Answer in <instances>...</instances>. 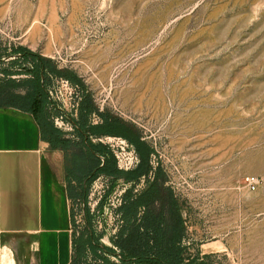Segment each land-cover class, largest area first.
<instances>
[{"label":"rangeland","instance_id":"rangeland-1","mask_svg":"<svg viewBox=\"0 0 264 264\" xmlns=\"http://www.w3.org/2000/svg\"><path fill=\"white\" fill-rule=\"evenodd\" d=\"M14 48L51 60L82 85L54 78L48 90L52 124L65 138L80 143L74 123L89 94L152 151L147 178L97 174L85 202L72 199L73 235L91 232L117 252L110 240L123 194L144 191L161 169L180 206L186 263L264 264V0H0V69L17 60ZM89 142L119 172L140 163L124 138ZM250 176L258 180L253 192ZM98 255L108 261L88 251L84 264H119Z\"/></svg>","mask_w":264,"mask_h":264},{"label":"trees","instance_id":"trees-1","mask_svg":"<svg viewBox=\"0 0 264 264\" xmlns=\"http://www.w3.org/2000/svg\"><path fill=\"white\" fill-rule=\"evenodd\" d=\"M12 54L17 56V60L10 63V68L0 69L4 79L0 81V108H14L30 114L38 125L41 139L47 141L51 149L63 151L67 175L70 181L79 185L76 198L81 196L82 202H85L86 185L97 174L123 178L127 183L147 178L152 151L132 125L106 111L99 112L91 96L86 94L79 104L78 120L74 123L80 143L65 138L52 124L55 105L50 101L48 90L54 78L66 79L76 86L82 85L72 72L59 70L49 59L24 48H14ZM20 76L25 78H12ZM91 116L98 117L100 123L90 124ZM101 135L127 140L136 148L139 165L132 171L119 172L112 155L104 147L89 142V136ZM158 175L160 179L156 174L144 191L133 194L128 188L123 194L122 204L116 211L118 230L110 240L117 252L98 246V239L91 232L80 237L74 234L71 264H84L83 258L88 251L95 257V262L101 260L102 263L108 260L99 256L98 251L115 256L119 264H189L185 259L186 236L179 203L165 187L161 169Z\"/></svg>","mask_w":264,"mask_h":264},{"label":"crops","instance_id":"crops-1","mask_svg":"<svg viewBox=\"0 0 264 264\" xmlns=\"http://www.w3.org/2000/svg\"><path fill=\"white\" fill-rule=\"evenodd\" d=\"M78 187L35 119L0 108V264H71Z\"/></svg>","mask_w":264,"mask_h":264},{"label":"built area","instance_id":"built-area-1","mask_svg":"<svg viewBox=\"0 0 264 264\" xmlns=\"http://www.w3.org/2000/svg\"><path fill=\"white\" fill-rule=\"evenodd\" d=\"M59 121H61V120L56 118L55 119V124H58ZM61 124H62V121H61ZM124 170L125 171H129L130 169H129V167H125ZM245 183H246L249 191L253 192L256 189V186L258 184V180L255 177L250 176V177H247L245 179Z\"/></svg>","mask_w":264,"mask_h":264}]
</instances>
